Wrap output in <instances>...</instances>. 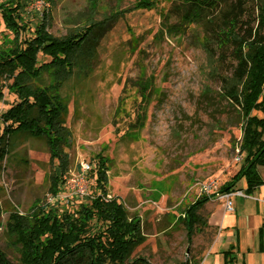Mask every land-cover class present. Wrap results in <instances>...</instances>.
<instances>
[{
    "label": "rangeland",
    "instance_id": "obj_1",
    "mask_svg": "<svg viewBox=\"0 0 264 264\" xmlns=\"http://www.w3.org/2000/svg\"><path fill=\"white\" fill-rule=\"evenodd\" d=\"M87 2L26 0L21 16L32 30L48 12V31L59 36L84 24ZM176 8L174 0H98L94 18L110 21L90 68L75 71L60 89L63 121L74 139L63 148L69 161L63 176L71 180L81 163L89 164L87 195L52 206L58 213L73 211L98 193L94 168L99 155L107 167L108 197L141 221L144 241L130 259L217 264L209 255L219 229L211 214L218 205L223 211L222 203L208 199L199 210L206 225L190 237L182 213L202 197L200 183L212 178L221 185L239 169L241 117L220 93L219 75L227 71L229 59L207 57L201 24L189 25L181 35L169 32ZM12 38L0 17V46ZM47 79L43 74L40 82ZM2 92L0 114L16 101L6 87ZM11 141L0 160V264H20L18 246L5 227L8 215L26 213L35 199L46 202L49 176L58 172L42 138L19 133ZM238 198L249 197L234 196L233 207Z\"/></svg>",
    "mask_w": 264,
    "mask_h": 264
},
{
    "label": "trees",
    "instance_id": "obj_2",
    "mask_svg": "<svg viewBox=\"0 0 264 264\" xmlns=\"http://www.w3.org/2000/svg\"><path fill=\"white\" fill-rule=\"evenodd\" d=\"M25 1H0V17L13 33L11 42L0 46V99L4 87L16 96L0 114V160L17 134L42 138L52 166L58 169L49 176L48 192L55 194L69 165L63 148L74 141L63 121L66 104L60 89L75 71L90 68L110 20L95 19L98 0H87L84 24L55 36L48 31V12L32 30L24 25ZM174 1L176 21L167 30L181 35L189 25L201 24V46L207 57L229 59L227 71L219 75L220 93L241 117L238 153L242 163L220 190L241 189L237 184L242 179V190L250 195L264 183L257 169L264 165V0ZM162 17L168 21L166 13ZM39 55L47 60L40 61ZM43 74L48 77L46 84L40 82ZM95 165L98 193L75 210L58 213L35 199L26 213L8 215L5 227L18 246L20 264H149L142 257L130 259L133 249L144 241L141 221L136 215L129 217L122 203L108 197L105 159L98 155ZM208 199L202 195L183 211L188 237L206 225L199 210ZM2 264L8 263L2 260Z\"/></svg>",
    "mask_w": 264,
    "mask_h": 264
},
{
    "label": "crops",
    "instance_id": "obj_3",
    "mask_svg": "<svg viewBox=\"0 0 264 264\" xmlns=\"http://www.w3.org/2000/svg\"><path fill=\"white\" fill-rule=\"evenodd\" d=\"M257 169L264 181V165ZM237 186L243 189L244 180ZM248 197L238 198L232 212L222 211L218 205L211 214L219 226L210 247L211 262L226 264L230 258L228 264H264V183Z\"/></svg>",
    "mask_w": 264,
    "mask_h": 264
},
{
    "label": "built area",
    "instance_id": "obj_4",
    "mask_svg": "<svg viewBox=\"0 0 264 264\" xmlns=\"http://www.w3.org/2000/svg\"><path fill=\"white\" fill-rule=\"evenodd\" d=\"M89 164L81 163L80 169L71 180H66L63 176V183L60 189L55 194H49L46 198V203L51 207L57 204H69L75 199H80L87 195L88 179L87 174L90 171ZM67 184V189L62 190V186ZM200 191L202 195L207 196L209 199L220 201L225 212H232L233 197H247L242 189H235L230 191L220 190V184L215 179H208L200 183ZM53 207V206H52Z\"/></svg>",
    "mask_w": 264,
    "mask_h": 264
}]
</instances>
